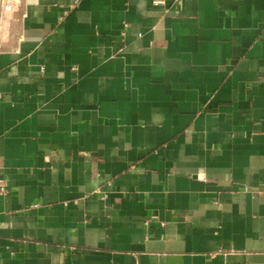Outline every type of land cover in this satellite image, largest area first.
I'll use <instances>...</instances> for the list:
<instances>
[{
  "label": "crops",
  "instance_id": "1",
  "mask_svg": "<svg viewBox=\"0 0 264 264\" xmlns=\"http://www.w3.org/2000/svg\"><path fill=\"white\" fill-rule=\"evenodd\" d=\"M0 180V264H264V0H20Z\"/></svg>",
  "mask_w": 264,
  "mask_h": 264
},
{
  "label": "built area",
  "instance_id": "2",
  "mask_svg": "<svg viewBox=\"0 0 264 264\" xmlns=\"http://www.w3.org/2000/svg\"><path fill=\"white\" fill-rule=\"evenodd\" d=\"M19 1L20 0H0V26L3 25L4 21ZM5 192H7L6 183L0 180V193Z\"/></svg>",
  "mask_w": 264,
  "mask_h": 264
}]
</instances>
